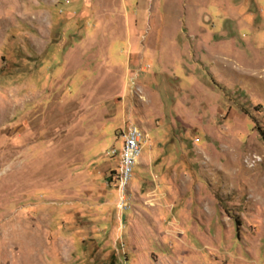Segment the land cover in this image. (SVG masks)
I'll return each mask as SVG.
<instances>
[{
  "label": "rangeland",
  "instance_id": "374dc122",
  "mask_svg": "<svg viewBox=\"0 0 264 264\" xmlns=\"http://www.w3.org/2000/svg\"><path fill=\"white\" fill-rule=\"evenodd\" d=\"M0 264H264V0H0Z\"/></svg>",
  "mask_w": 264,
  "mask_h": 264
},
{
  "label": "built area",
  "instance_id": "2783aa9c",
  "mask_svg": "<svg viewBox=\"0 0 264 264\" xmlns=\"http://www.w3.org/2000/svg\"><path fill=\"white\" fill-rule=\"evenodd\" d=\"M121 148L118 153L117 168L110 174L113 187L116 192V208L119 211L130 208L131 197L129 194V182L133 166L137 162L140 149L146 142V134L135 125H129L120 132ZM116 155L114 149L110 152Z\"/></svg>",
  "mask_w": 264,
  "mask_h": 264
},
{
  "label": "trees",
  "instance_id": "16d2710c",
  "mask_svg": "<svg viewBox=\"0 0 264 264\" xmlns=\"http://www.w3.org/2000/svg\"><path fill=\"white\" fill-rule=\"evenodd\" d=\"M111 173H112V172H110V174H111ZM108 180H109V181L111 180V179H110V176H109V179H108ZM108 180H107V181H108ZM109 181H108V182H109Z\"/></svg>",
  "mask_w": 264,
  "mask_h": 264
}]
</instances>
